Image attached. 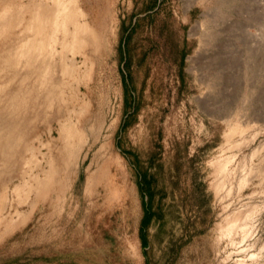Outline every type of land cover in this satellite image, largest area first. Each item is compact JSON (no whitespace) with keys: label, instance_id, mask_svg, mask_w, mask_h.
I'll return each mask as SVG.
<instances>
[{"label":"rangeland","instance_id":"374dc122","mask_svg":"<svg viewBox=\"0 0 264 264\" xmlns=\"http://www.w3.org/2000/svg\"><path fill=\"white\" fill-rule=\"evenodd\" d=\"M221 2L77 0L98 36L81 52L57 41L37 59L55 66L63 50L72 65L49 96L51 82L44 89L22 59L0 62V137L10 124L23 133L0 156V264H264V39L252 51L226 31L208 42ZM20 23L0 30L1 54L21 42ZM218 44L217 85L189 57L210 62ZM16 90L17 109L3 108ZM65 121L82 138L60 132ZM50 162L49 190L36 196Z\"/></svg>","mask_w":264,"mask_h":264},{"label":"bare ground","instance_id":"6f19581e","mask_svg":"<svg viewBox=\"0 0 264 264\" xmlns=\"http://www.w3.org/2000/svg\"><path fill=\"white\" fill-rule=\"evenodd\" d=\"M45 1L47 0H26L21 2V6L19 7H13L10 10H0L1 31L9 26H18L20 21L22 20L19 17L22 16L25 11H33V13L29 15V17L26 18L25 16L24 21L22 20L20 23L22 33L21 42L19 41L12 50H8L4 54L0 53V62L1 64L3 63L6 65V63H8L7 66H12L19 63L22 59L24 61L23 65L25 67H28L29 69L28 72L35 71L37 73V77L40 79L42 87L46 86L45 88H47L49 81L51 82L50 88L46 90L49 96L55 92V89L57 90V87H54L57 86L55 84L54 75L59 70L63 73L72 71V65L66 60L63 50L69 49L73 52H81L83 50L82 48L87 44L88 41L94 44L98 34L96 33L95 28L89 26L88 22L82 20L81 17L84 13L78 6L77 0H51V4ZM233 1L234 4L227 5L226 3H229L230 0H222L220 7L216 8V10L210 14L212 20V24L210 26L211 29L204 32V36L207 37L208 42L210 40L212 42L215 40L217 44V39L220 37L221 32L226 31L227 33H231V35L234 36V39H239L242 44L244 43V50L246 49L252 51L256 47V42H259L261 40V37L264 39V33L262 34L261 28L258 25L260 21H263L262 19L264 17V0ZM8 3L9 2H6V6ZM232 13H234L235 16L231 15ZM69 25H71L72 28ZM28 31H31L34 36L28 37ZM59 31L62 33L61 37L59 35ZM57 41H60L63 48V50L55 51V53L58 55L57 65L54 66V64L57 63L56 58L43 57L42 59H40V61L37 60L40 56L46 55V52L49 51V48H51L50 52H54L53 43H56ZM262 47V51L264 52V45ZM222 49L223 45L218 44L214 55L212 56V58L210 57V62H206L205 58L207 57L203 55L201 51H199L197 55L189 57L190 60H188L192 62V68L203 70L205 66L206 71H208V73L205 72L202 76V78L206 79H202L203 81H210L209 83L217 85L223 82V79L225 78L223 75L225 74V70L223 69V67H225L223 64L225 58L222 59L223 57H221ZM229 60L230 59L228 58L225 62L227 65H229ZM252 68H254V66L250 67V64H247L245 69L246 77L250 74V72L253 71ZM26 75L24 76L26 77ZM229 78H231L230 74L227 77V80ZM18 91L19 90H16L13 92V94L8 95L9 103L4 104L3 108L5 107L10 111L17 109L20 104ZM25 95V99L27 100V97L29 95ZM40 95L41 93H39L36 99H38ZM2 99L3 98L0 97V101ZM240 130L241 128L237 124H234L228 134L233 135L235 132ZM60 132H62L66 136L76 134V137L82 138L81 129L77 124L75 125V123L71 121L62 122L60 124ZM22 138L23 133L20 132L16 134L15 124H10L6 128H4L2 136L0 137V156L5 155L6 151H8V142L12 143L10 147L13 148L15 142H13L12 140L16 139L17 142ZM26 145L27 147H29V143H26ZM80 147L81 145L76 146V158H78L77 156ZM34 158L35 156L33 155L30 160H34ZM35 162L36 164L38 163L36 158ZM224 170L225 165H220L219 171L224 172ZM55 171L56 168L53 162H50L49 168L46 170L44 169V177H35L37 184L36 196L42 195L49 190V184L51 183ZM221 181L222 180H219L216 183V186L218 188L222 185ZM21 185L24 186L25 182ZM22 186H16L14 188L15 192H20ZM6 196V190L3 189V191L0 193V211L3 209L6 203ZM235 225L236 224L230 225V227H228V230L232 231Z\"/></svg>","mask_w":264,"mask_h":264}]
</instances>
